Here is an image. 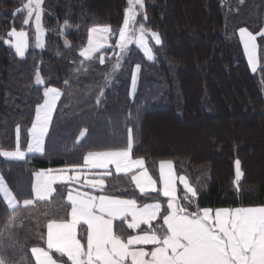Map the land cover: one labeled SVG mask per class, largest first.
<instances>
[{
	"label": "trees",
	"instance_id": "trees-1",
	"mask_svg": "<svg viewBox=\"0 0 264 264\" xmlns=\"http://www.w3.org/2000/svg\"><path fill=\"white\" fill-rule=\"evenodd\" d=\"M26 3L0 0V150L15 149L19 126V147L27 151L45 88H57L62 95L42 153L24 159L0 155V174L21 202L35 198L40 169L83 165L90 151L124 149L131 129L133 156L143 158L156 178L161 161H173L179 176L196 189L189 205L181 183L180 198L190 212L264 205V59L254 72L239 36L243 27L257 34L264 55L259 35L264 0H144L147 19L140 15L138 24L162 39V45H152L155 59L135 42L119 56L117 33L127 0H43V47L37 46L34 25L24 23ZM105 25L114 29L113 46L86 59L80 53L90 30ZM12 28L27 33L24 57L7 43L14 40L8 35ZM118 61L121 67L113 71ZM37 72L44 84L35 83ZM214 140L222 144L221 151L213 148ZM236 161L242 175L238 181ZM132 176L113 172L96 192L166 205L161 192L140 193ZM71 185L83 187V180ZM71 185L59 182L50 199L14 211L0 191L5 264H36L31 249L47 246L49 221L68 218ZM153 224H162V217ZM86 227L80 225L83 240ZM53 256L71 264L66 256Z\"/></svg>",
	"mask_w": 264,
	"mask_h": 264
},
{
	"label": "snow or ice",
	"instance_id": "snow-or-ice-1",
	"mask_svg": "<svg viewBox=\"0 0 264 264\" xmlns=\"http://www.w3.org/2000/svg\"><path fill=\"white\" fill-rule=\"evenodd\" d=\"M42 4L43 0H27L24 5L29 19L35 14L39 47H43L39 42L43 32ZM127 4L123 25L118 30L117 46L120 52L124 53L128 45L135 42L149 59H155L153 49L148 44V36L151 35L156 45H162L160 34L146 29L143 23L136 27L137 16L143 15V18L147 19L144 0H127ZM29 19H25L24 23L28 24ZM65 26H68L67 21ZM113 34L110 25L93 27L90 30L88 45L80 54L86 59H91ZM8 35L15 39H9L7 43L14 46L20 57H24L28 47L27 33L12 28ZM240 35L252 64V70L255 72L258 57L257 38L247 29H240ZM259 35L264 37V31ZM104 61L105 57L100 56L99 62L104 63ZM120 67L118 61L113 66V71ZM139 68L140 65H136L137 71ZM35 83H45L39 72L36 74ZM43 95L44 102L37 107L36 119L30 129L31 140L27 145V152L44 151V138L62 93L57 88L46 87ZM128 131L129 139L124 149L90 151L84 157L83 165H70L57 170L60 173L58 175H53V170L37 173L33 190L35 199H48L54 192L53 184L57 181L69 185L79 182L80 177L84 175L85 167L107 170L110 165H114L117 172L123 173H130L134 168H143V158L132 159L131 129ZM86 132L87 129L83 130L80 137L85 136ZM17 134L15 149L0 150V155L20 159L25 157L26 153L19 147V126ZM239 165L240 162L236 161L237 181L241 175ZM69 172H73L74 175H69ZM131 178L141 192L146 188L155 190L156 181L146 170ZM160 178L163 181V195L170 199L167 203V214L162 216V225H158L157 228H152L151 225L160 216L162 206L159 203L138 208L135 200L105 195L95 196L90 192H81L79 188L69 187L67 201L70 202L71 218L48 222L47 247L31 249L36 264H57V260L52 255L53 249L61 257L66 256L71 264H264V206L216 210L199 209L197 206L196 212H190L188 207L182 205L177 198L171 161H161ZM179 179L183 181L186 190L183 199L191 205L193 198L197 196V191L186 177ZM86 183L101 191L104 187L103 178L88 180ZM0 191H3L7 205L14 211L19 201L6 187L2 176H0ZM34 202V199H25L23 205H32ZM129 215L131 220L127 225L128 228L139 229L142 224H146L149 230L143 234L128 236L126 239L116 235L113 231V220L118 217L127 220ZM81 222L87 225L86 244L77 238V226ZM158 228L162 231L158 232ZM147 245L154 247L149 251L145 247ZM0 264H5L3 257H0Z\"/></svg>",
	"mask_w": 264,
	"mask_h": 264
},
{
	"label": "crops",
	"instance_id": "crops-1",
	"mask_svg": "<svg viewBox=\"0 0 264 264\" xmlns=\"http://www.w3.org/2000/svg\"><path fill=\"white\" fill-rule=\"evenodd\" d=\"M60 100L57 101V105L59 103ZM57 108V106H56ZM56 110L54 111L53 113V117H54V114H55ZM53 120V118H52ZM51 124H52V121L49 125V129L51 127ZM49 129H48V132H49ZM48 133L46 134L45 138L47 137ZM45 138H44V148H45ZM133 150V149H132ZM22 151V150H21ZM26 155L25 157H27L28 154H36V153H42V152H25ZM24 157V158H25ZM132 159H139V158H136L133 156V152H132ZM144 160V159H143ZM172 162V165H173V179L175 181V186H176V189H177V192H176V195H177V198L179 200V202L182 204V199L180 198L181 196V186L183 184V181L180 180V176L179 174L177 173V170H176V166H175V163L173 161ZM64 168H67V167H61V168H51V169H40L39 171L36 172L37 173H40V172H48L49 170H53L52 174L53 175H58L60 174L57 170H60V169H64ZM147 171V173L149 174V176H151V178L153 180L156 181V185H155V190H153L152 188H146V190L144 192H141L140 189L136 186V188L138 189V191L142 194H147V193H152V192H161L162 193V197H164L165 199H167L166 201V205L163 204L162 201L160 200H156V201H151V202H148V203H141L139 200H137L136 198L132 197V196H121V195H111V194H107V193H100L98 194L96 191L99 190V188H92L91 185L87 184L86 181L88 180H95V179H99V178H103L104 179V186L106 185V177L107 176H110L112 175V173L116 172V173H119V174H129V173H123V172H117L115 170V166L114 165H110L109 168L107 170L105 169H99V168H88V167H85L84 168V175H82L80 177V180H83V187H80V186H76V185H71V188H79L81 192H90L92 195H95V196H100V195H105V196H113V197H119L121 199H131V200H135L136 203H137V207L138 208H143L145 205H151V204H155V203H159L162 207H161V213H160V216L156 219L158 220L159 218H161L163 215H165V208H167V203L169 201V197H165L163 195V181L162 179L159 177V178H156L152 173L151 171L149 170V168L147 167V164L144 160V167L143 168H134L132 172V175H136V174H139L140 172H143V171ZM240 172V171H239ZM104 173H108V174H104ZM241 173V172H240ZM35 174V181H34V186L36 184V181H37V176ZM69 175H74L73 172H69L68 173ZM160 175V174H159ZM242 175H240L241 177ZM60 181H57L56 183L53 184V188H54V192L51 193V195L49 196L48 199H50L53 194L55 193V188H56V184L59 183ZM135 183V182H134ZM182 183V184H181ZM190 183V182H189ZM184 185V184H183ZM7 187V186H6ZM8 188V187H7ZM88 188V189H86ZM184 192H186L185 188H184ZM182 194H185V193H182ZM183 205V204H182ZM261 206H264V205H259V206H248V207H261ZM248 207H234V208H248ZM234 208H229V209H234ZM203 209V208H202ZM210 209H213V210H216V209H221V208H210ZM70 211L71 209L69 210V215H68V218L67 219H63V220H68L70 219ZM167 214V212H166ZM131 220V216L129 215L128 219L125 220L123 218H116L115 220H113V231L116 235L118 236H121L122 238H127L128 236H131V235H137V234H143V232L145 231H148L149 228H148V225L146 224H142L141 227L139 229H131V228H128V223L130 222ZM154 220L152 222V228H157L158 225H162V224H157V225H154L153 223L156 221ZM59 222V221H58ZM82 224H85L84 222H81L78 226H77V238L81 240L82 243H85L86 244V236H87V232H86V236L84 237V240L81 239L80 237V225ZM86 225V224H85ZM154 225V227H153ZM87 226V225H86ZM87 228V227H86ZM120 228V230H119ZM158 232L162 231V229L158 228L157 229ZM47 247V246H46ZM45 247V248H46ZM149 251L152 249V245H147L145 246ZM56 251L53 249L52 250V255L55 253ZM54 259H56L54 256H53ZM57 264H62L60 263L59 261H57Z\"/></svg>",
	"mask_w": 264,
	"mask_h": 264
},
{
	"label": "rangeland",
	"instance_id": "rangeland-1",
	"mask_svg": "<svg viewBox=\"0 0 264 264\" xmlns=\"http://www.w3.org/2000/svg\"><path fill=\"white\" fill-rule=\"evenodd\" d=\"M43 7V6H42ZM144 10H145V5H144ZM43 16H44V13H42V15H41V27H42V29H43V32H42V35L40 36V42H44L45 41V32H46V30H45V28H44V18H43ZM139 17L140 16H137V21H138V19H139ZM29 19V18H28ZM29 22H31L32 23V25H34V28L36 29V24H35V14H33V17L31 18V19H29ZM136 27L138 28L139 27V24L137 23V25H136ZM112 28V27H111ZM241 29H247L248 30V32H251L253 35H255L256 36V42H257V45H258V57H257V70L255 71V72H257L258 73V71H259V69H261V67H262V64H263V59H264V55H263V53H262V51H261V42H260V38L258 37V35L257 34H255L253 31H251L250 29H248L247 27H243V28H241ZM17 31H19V30H17ZM22 31H24V32H26L25 30H22ZM112 31H113V33H115L114 32V29L112 28ZM153 32H155V31H153ZM192 32H193V35H199L198 34V31H196V30H192ZM36 33H37V30H36ZM158 33V32H157ZM117 35H118V33H117ZM239 36H240V39H241V41H242V43H243V45H244V41H243V39L241 38V35H240V30H239ZM36 37H37V34H36ZM113 37L114 36H112V35H110L109 37H108V42L104 45V47L103 48H101L100 50H104V49H107V48H111L112 46H113ZM161 37V36H160ZM15 39V38H14ZM26 39H27V43H28V36L26 37ZM119 40V37H118V39H117V41ZM148 44L151 46V47H153L152 45H155V41H154V39L151 37V35H149L148 36ZM138 45V44H137ZM139 46V45H138ZM152 49H154V48H152ZM28 50V47H27V49H26V51ZM99 50V51H100ZM118 50H119V56H122L124 53H121L120 52V49H119V47H118ZM143 50V49H142ZM126 51V50H125ZM153 52H154V50H153ZM26 53V52H25ZM145 53V52H144ZM247 54V53H246ZM247 57H248V55H247ZM249 60V59H248ZM250 62V61H249ZM262 63V64H261ZM250 64H251V62H250ZM251 67H252V64H251ZM259 75H261V72L259 73ZM239 144L241 145V146H243L244 147V144H246L244 141H239ZM220 145H222L221 143H219V142H217L216 140H214L213 141V148L216 150H218V151H221V149H219V147H220ZM24 152H27V151H24ZM29 155V154H28ZM27 155V156H28ZM7 158H11V157H7ZM12 159V158H11ZM24 159V158H23ZM241 170V168H240V166H239V171ZM0 176H2L1 174H0ZM3 180H4V182H5V185L8 187V189L10 190V192H11V194H12V188H11V186L7 183V181L3 178ZM1 193L3 194V191H1ZM4 195V194H3ZM12 195H14L15 197H16V195L14 194V192H13V194ZM16 199H17V201H19V203H18V205H17V207L18 206H20V205H22L23 204V202H21L17 197H16ZM34 200L36 201V200H38V199H35L34 198ZM16 207V208H17Z\"/></svg>",
	"mask_w": 264,
	"mask_h": 264
}]
</instances>
